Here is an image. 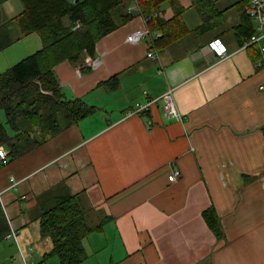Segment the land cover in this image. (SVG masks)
Masks as SVG:
<instances>
[{
    "label": "crops",
    "instance_id": "1",
    "mask_svg": "<svg viewBox=\"0 0 264 264\" xmlns=\"http://www.w3.org/2000/svg\"><path fill=\"white\" fill-rule=\"evenodd\" d=\"M10 1L1 5L4 19L23 8L4 17ZM239 1L178 0L185 31L168 39L158 27L134 44L126 36L148 20L132 11L93 55L54 67L66 97L93 112L0 165L1 206L36 264H60L43 259L52 243L37 220L60 193L75 196L96 227L83 241L81 264H264V54L243 46ZM156 16L171 20L172 6L161 3L149 15ZM216 39L226 46L223 57L208 46ZM41 47L36 32L19 37L0 51V73ZM167 88L181 121L167 117L160 101L125 117L136 101ZM9 176L19 182L15 190ZM208 208L221 239L203 218Z\"/></svg>",
    "mask_w": 264,
    "mask_h": 264
},
{
    "label": "trees",
    "instance_id": "2",
    "mask_svg": "<svg viewBox=\"0 0 264 264\" xmlns=\"http://www.w3.org/2000/svg\"><path fill=\"white\" fill-rule=\"evenodd\" d=\"M4 1L0 0V51L30 32H36L42 42L41 49L0 73V113L4 119L0 121V145L7 150L9 161L93 112L80 99L66 97L53 69L62 61L77 64L85 53L93 55L99 39L131 19L133 13L126 10L130 0H20L22 10L4 19ZM136 1L145 16L157 12L163 2L173 8L174 16L169 21L160 16L150 17V32L160 27L165 38L175 39L180 30L185 31L181 20L183 8L178 0ZM248 1L240 0L239 4L244 18L241 27L249 38L255 29L246 20L249 17L244 7ZM157 42L158 39L152 40L153 44ZM202 215L217 239H221L223 232L213 209L204 210ZM37 220L40 236L52 243L43 259L55 256L60 264H81L86 259L83 241L96 227L88 223L75 196L60 193ZM9 229L0 203V242Z\"/></svg>",
    "mask_w": 264,
    "mask_h": 264
},
{
    "label": "built area",
    "instance_id": "3",
    "mask_svg": "<svg viewBox=\"0 0 264 264\" xmlns=\"http://www.w3.org/2000/svg\"><path fill=\"white\" fill-rule=\"evenodd\" d=\"M126 10L128 13L132 11L138 12L139 7L137 1L130 0V3L127 5ZM244 11L246 15L252 21H254L255 31L245 41L243 46L257 45L260 52L264 54V0H249L244 7ZM149 19H150L149 16L144 18L145 21ZM74 27L75 28L78 27V24H76ZM145 38H148L150 40L151 38H153V34L149 31V29L146 26L143 28L134 29L126 36L125 41L127 43L134 44L140 42ZM208 46L214 51L216 55L220 57H223L227 54L226 46L218 39L209 42ZM146 56L148 58H155L156 54L154 51H150L147 52ZM90 65L95 66L96 61H91ZM157 101L161 102L162 110L167 117L173 118L176 121L182 120L183 117L180 114V112L177 110L175 104L172 88H167L160 96L156 98L145 97V99L143 100L136 101L133 107L126 111L125 117L138 115V114H145L151 108V106L155 104ZM7 162H8V152L3 146L0 145V164L4 165ZM178 175H179V171L174 170L168 176V179L172 181ZM8 181H9V188L15 190L19 182L15 180L13 176H9ZM9 228H10L9 232L5 235V239L13 240V242L17 245L19 255L23 261V264H36L31 258L32 257L31 253L33 248L30 246L28 249L29 252H24L19 246L16 229L11 226Z\"/></svg>",
    "mask_w": 264,
    "mask_h": 264
},
{
    "label": "rangeland",
    "instance_id": "4",
    "mask_svg": "<svg viewBox=\"0 0 264 264\" xmlns=\"http://www.w3.org/2000/svg\"><path fill=\"white\" fill-rule=\"evenodd\" d=\"M20 7H22L20 0L10 1V6H9L10 12L9 13H12V14H9V13L4 14V17L16 14L19 11L18 9H20ZM3 120H4L3 114L0 113V121H3ZM7 241L0 243V264H14L18 260V258H17L19 255V251H17L18 248L15 249L16 245L13 244L14 243L13 240H7ZM10 244H12V245H10ZM15 258H17L16 261H13ZM19 258L21 260V263L23 264L21 257H19Z\"/></svg>",
    "mask_w": 264,
    "mask_h": 264
}]
</instances>
